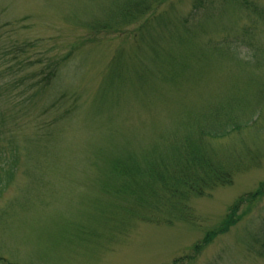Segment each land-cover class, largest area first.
Returning <instances> with one entry per match:
<instances>
[{
  "label": "rangeland",
  "instance_id": "374dc122",
  "mask_svg": "<svg viewBox=\"0 0 264 264\" xmlns=\"http://www.w3.org/2000/svg\"><path fill=\"white\" fill-rule=\"evenodd\" d=\"M141 1L0 0V46L26 50L14 77L0 61V79L40 75L51 61L62 62L48 93L32 101L27 94L14 109L0 105L8 115L20 111L12 124L21 151L0 198V264H264V197L242 209L230 232L209 236L241 197L264 186V118L211 143L223 165L231 164V183L186 196L174 211L178 218L185 212L183 221H125L123 207L136 206L140 189L128 202L120 192V200L107 197L108 188L122 187L104 159L127 154L149 165L167 139L192 134L209 111L234 105L249 119L264 99L263 66L214 50L245 32L264 50V21L252 11L220 3L190 26L197 0H145L149 8L133 21L127 13L138 14ZM249 2L264 10V0ZM120 11L127 12L116 20ZM149 172L139 174L148 180L144 196L165 205L171 195H157L161 186ZM206 238L210 244L198 249Z\"/></svg>",
  "mask_w": 264,
  "mask_h": 264
},
{
  "label": "trees",
  "instance_id": "16d2710c",
  "mask_svg": "<svg viewBox=\"0 0 264 264\" xmlns=\"http://www.w3.org/2000/svg\"><path fill=\"white\" fill-rule=\"evenodd\" d=\"M141 2H143L142 6H139L137 3V7L139 9L142 7L145 8L147 5L145 0ZM226 2H233L242 8L248 9L249 11H252L260 20L264 21V10H260L257 6L249 2V0H197L193 14L190 17L189 25H195L194 23L198 20L200 21L203 17L204 19L209 18L215 10L214 7L220 3ZM147 8H149V4L146 9ZM141 11H143L142 14L146 13L145 10L141 9L138 11V14L135 12V14L133 12L127 14H129L130 17L132 15V20H136L141 14ZM120 12L122 13L116 15V20L122 15H125L126 13L123 12L127 11ZM187 29L189 30L190 27H187ZM188 30H185V32L189 33L190 31ZM241 36L242 37L231 39L229 41L219 42L214 50L217 53H227L229 55H233L241 63L243 62L252 66L255 65V67L256 65L264 67V50L260 51V48L254 46L250 41L248 42V38L246 37L248 36L247 32ZM0 49V61L3 62L4 66L8 65L7 71L10 76L14 77L17 73H20L21 70L20 68L14 70L13 66L16 65L17 67H21L19 59L26 50L24 48H16L15 46L13 47L10 45H1ZM26 49L29 50V48ZM246 49H248V54L242 58L241 51H245ZM9 56L14 57L6 64L7 61H5V59ZM69 58L70 56L67 57L66 60H69ZM13 61H15L14 64H12ZM59 61L61 60L55 59L54 61H51L49 66L47 65L46 69L43 70L40 75L30 74V77L23 76L18 80L11 79L4 82L3 78L0 79V87L5 90L4 93L0 91V105L8 104L13 106L14 109L22 104V102L18 104L16 102L17 99H21L19 101H23L27 94L29 95L27 100L32 101L33 98L37 97V95L48 93L60 73L62 62ZM37 64H41V61L31 63V69L37 70ZM21 89L25 92L20 96H15V93L19 92ZM34 91H36V93H34ZM261 98V108L259 107L258 109H254L249 119H245V108L242 109V107L234 105L232 107L229 106L228 109L225 108L224 111L221 109H213L212 111H209L204 115L203 121L192 129V134L185 132V136H178L182 135L178 134L177 136L174 135L167 139L163 147L164 151L161 150L163 154L149 160L147 159L148 162L152 160L149 165L147 164V161L143 163L140 162V165H136L139 160L135 157L128 156L127 154L126 156L128 158L125 154L113 156L112 154L114 153L111 152L110 154L112 157L106 158L102 161L104 165L103 169L108 168L110 170V177L112 178L113 183L117 187H122V189L118 188L117 190H114L113 188H108L109 190L106 191L107 197H113V200H120L118 199V192H120V194L123 195L127 194L126 198L124 197L127 201L128 198L135 195L136 191H133V188L137 190L140 189L137 193L136 206L123 207V217L125 221L133 222L137 216L141 222L157 224V222L162 221L163 219L171 221L169 218L170 215L172 219L175 218L183 221L184 218H181V216L184 215L185 217V212H182L183 215L180 213L178 218L174 211L184 208V202L188 199L186 196L197 197L202 195L203 192L208 189L227 182L231 183V181H229L232 174L230 171L231 168L229 167L231 164H228L227 166L223 165L221 159L211 149V143L215 140L225 139L260 122L261 119L264 118L262 117L264 99L262 100ZM55 107L56 105H52L47 108V110L51 111ZM19 112L20 111H14L8 115L3 109L0 111V198L5 190L13 183L15 175L20 168L19 155L21 154V151L17 144H15L13 137L15 135L14 130L17 125L15 126L12 124L13 119L15 117L17 118ZM262 131L264 132V128ZM121 150H123V148ZM158 150L159 149H155V151ZM155 153L158 152H154L153 154ZM131 157H133V160L130 159ZM154 162L156 163L154 164ZM227 162L230 163V160L228 159ZM146 164L148 166L144 167ZM236 170L237 169H234V171ZM142 171H151V174L152 172L155 174L157 183L161 186V190L158 191L157 195L161 193H170L171 198L165 201V205H163L162 202L156 206V204H154L156 203L155 201L148 204L151 197L146 198L144 196L146 188L143 186L144 184H148V180H141L142 177H140L139 174ZM112 186L113 184L110 187ZM104 188H107V186H104ZM129 189H131V192L128 191ZM142 195L144 196V199ZM262 197H264V186L255 193L241 197L230 208L222 227H220L217 232H213L209 235L211 239L216 238V235H224L230 232V230L240 221L242 217V209L245 206H251L259 202ZM141 202H145L148 205L142 207L140 206ZM114 205L117 204L113 203V206ZM171 223L172 221L169 222V224ZM208 240L206 238L202 244H198V249L202 248L203 245L210 244L211 241L209 240V242ZM195 252L200 253V250Z\"/></svg>",
  "mask_w": 264,
  "mask_h": 264
}]
</instances>
